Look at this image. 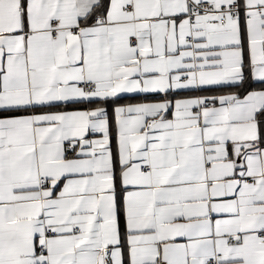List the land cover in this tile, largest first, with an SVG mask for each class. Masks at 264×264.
I'll use <instances>...</instances> for the list:
<instances>
[{"label": "snow or ice", "instance_id": "obj_1", "mask_svg": "<svg viewBox=\"0 0 264 264\" xmlns=\"http://www.w3.org/2000/svg\"><path fill=\"white\" fill-rule=\"evenodd\" d=\"M0 264H264V0H0Z\"/></svg>", "mask_w": 264, "mask_h": 264}]
</instances>
